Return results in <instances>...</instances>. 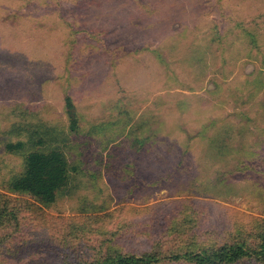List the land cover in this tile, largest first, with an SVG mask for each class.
<instances>
[{"label": "rangeland", "instance_id": "1", "mask_svg": "<svg viewBox=\"0 0 264 264\" xmlns=\"http://www.w3.org/2000/svg\"><path fill=\"white\" fill-rule=\"evenodd\" d=\"M53 150L56 200L13 191ZM263 240L264 0H0V264H198L182 255Z\"/></svg>", "mask_w": 264, "mask_h": 264}, {"label": "trees", "instance_id": "2", "mask_svg": "<svg viewBox=\"0 0 264 264\" xmlns=\"http://www.w3.org/2000/svg\"><path fill=\"white\" fill-rule=\"evenodd\" d=\"M66 111L70 120V129L78 128L76 108L70 96L65 99ZM8 149L24 151L25 144L19 142L9 145ZM25 173L12 184L15 192L28 193L44 203H53L58 193L65 189L68 183L69 162L63 152L53 150L49 153L37 151L31 152L26 158ZM185 259L189 257L198 260V264H232L245 258H250L256 264H264V240L254 248L245 243L224 244L210 252L204 251L199 254L185 253ZM133 256L121 257L118 261L133 264ZM178 258V257H177ZM189 260V259H188Z\"/></svg>", "mask_w": 264, "mask_h": 264}]
</instances>
